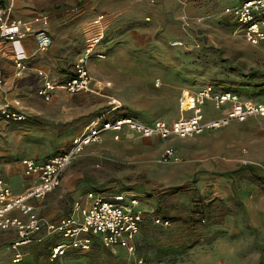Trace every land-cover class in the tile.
<instances>
[{"label": "rangeland", "instance_id": "374dc122", "mask_svg": "<svg viewBox=\"0 0 264 264\" xmlns=\"http://www.w3.org/2000/svg\"><path fill=\"white\" fill-rule=\"evenodd\" d=\"M55 9L63 11L68 18L73 17L67 8L61 6ZM44 17L36 19L38 25L43 23L42 26H46ZM234 22L231 18L200 23L194 21L193 24L184 25V28L181 26L185 38L183 43L172 46L178 42L176 35L155 36L162 39L161 44H155L154 48L149 46L145 52L128 53L119 49L111 53L107 44L109 51L106 57L96 58L100 64L93 69L88 67L91 58L88 59L87 69L92 81L104 80L111 84L108 90H104L109 104L118 106L120 114L143 122L161 118L172 123L181 118H191L195 109H186L188 94L193 96L208 86L218 92L234 93L244 101L264 104V42L256 46L245 42L233 33ZM84 40L82 38L76 46L84 48ZM79 54V50L74 55L65 51L61 59L65 74L70 72ZM171 70V74L162 73ZM208 103L210 109L206 108ZM230 107L231 103L228 102L217 109L212 101H205L200 106L204 129L185 138L142 137L132 131L134 135L126 134L124 129L128 128L115 137V134L107 131L105 133L113 139H107L104 133L99 142L85 148L65 173L72 175V181L84 195L88 192H138L147 208L152 213L158 212L164 205L159 204V197L166 195L167 188L154 181L165 173L170 160L165 161L163 155L166 150L175 151L172 140L178 138L183 140V158L189 154L191 156L192 149L188 148L194 144L205 147L200 151L203 155L218 152L217 156L223 155L228 159L240 154L244 164L256 171L257 180L264 179L263 116L253 115L244 121L231 119L217 126L207 125L224 118L226 109ZM36 125L40 127V121H36ZM212 131L223 134L224 149L222 144L217 145L218 142L222 143L219 141L221 135L214 141L204 139L203 135ZM45 137L35 145L38 147H34L41 158L60 151L56 150L58 139L54 137V132H46ZM123 138L157 141L154 145L146 146L144 158L136 154L140 147L130 140L128 146L131 155L126 160L108 150L112 141ZM126 139L124 142L127 144L129 139ZM158 148L159 152L155 153ZM141 164L147 166L146 171L138 169ZM242 170L243 167L237 169L232 178H225V185L220 179V192L215 190L213 183H207L208 187L203 188L202 194L201 188H194L192 195L183 197L176 209L180 218L173 220L169 227L159 226L150 218H145L133 243L134 254L126 250L114 253L104 247L98 235L85 233L84 236L90 239L88 249H68L64 255L51 259L52 248L56 244L68 243L61 234L53 233L42 234V241L30 243L37 244L30 251L22 250L23 260L18 264H130L134 255L142 258L143 264H258L260 259L264 264V211L257 207L243 209L239 204L237 192L246 180ZM215 192H219L220 196L214 195ZM69 200L70 197H67L63 206L65 214L70 211ZM167 204L171 206L172 203ZM257 205L264 209V198L259 199ZM245 212L254 213L255 216L239 218Z\"/></svg>", "mask_w": 264, "mask_h": 264}, {"label": "crops", "instance_id": "0c3cea01", "mask_svg": "<svg viewBox=\"0 0 264 264\" xmlns=\"http://www.w3.org/2000/svg\"><path fill=\"white\" fill-rule=\"evenodd\" d=\"M79 1L81 0H0V7L3 10L2 15L5 20L34 21L33 29L37 31L46 28V34L52 42L47 51L40 52L37 51L32 36L22 39L24 59L22 60L21 74L18 76V70L14 62L16 55L12 44L7 42L2 46L1 67L4 83L0 88V98L9 101L14 107L27 115V118L21 122L0 121L2 174L10 190L15 195L23 193L32 181L31 178L23 174L22 159L29 158L41 161L51 155L62 153L69 148L72 139L80 134L91 121L95 119L109 121L122 115L117 110L118 106H112L107 102L104 90L111 87L108 81L98 80L96 82L93 80L92 90L76 94L67 93L61 86H58L70 75V72L65 74V70L62 71L64 66L61 59L64 58L65 51H68L70 55H74L76 50H79V55H81L91 38H99L96 49L103 51L105 57L109 48L111 53L119 49L128 53H139L141 50L145 52L149 46L154 48L155 44H161L162 39L155 36L162 38V36L176 35V40L183 43L182 40L185 38H183L181 26L184 28V25L193 24L194 21L200 23L204 20L222 21L231 18L234 21L227 10L241 3L238 0H84L82 3ZM61 6L63 9L67 8L68 12H72L73 17L68 18L63 14V11L55 9H60ZM41 16H45L46 26H42L43 23L42 25L37 24L36 19ZM82 38L85 39L86 43L84 48L76 46V43H81ZM107 44H109V48L106 47ZM98 64L100 62L96 58H91L88 61L90 69ZM40 73H43L52 84H55L51 99L48 101L38 95V90L43 86V78ZM162 73L171 74L173 72L171 70ZM206 108L210 109L209 103ZM36 121H40V127H37ZM49 131L54 132V137L58 139L56 150L60 151L50 154L46 158H41L34 147H38L35 145L39 144L40 139H45V133ZM124 132L133 134L128 129H124ZM105 134L107 139L112 137H110V134ZM111 134L114 135L113 132ZM218 135L222 136L223 134L219 131H212L205 133L203 137L214 141L219 138ZM221 136L222 139L219 141H222V143L218 142L217 145L222 144L224 149L225 142H223V136ZM125 139L112 141L108 150L127 160V157L131 155L128 142L132 138L126 139L127 144L124 142ZM141 139L131 141L140 147L139 152L136 154L145 158L146 146L148 144L154 145L157 140ZM172 141L175 145L174 152H176L177 157L179 156L178 160L169 162L165 173L160 174L159 178L154 181L164 184L167 188L166 195L161 194L162 196L158 200L159 204L164 203L163 207L159 209L162 214L159 211H154L152 214L145 215L144 219L150 218V220H153V217H159L170 220L172 223L173 220L180 218V214L176 209L179 208L178 206L183 201L184 196L187 198V196L192 195L194 188L197 190L201 188L202 194L203 188L208 187L207 183H213L215 190L220 192V179H223L225 185V178L227 179L229 176L232 178L234 176L232 174L241 167H243L242 172L245 173L246 180L237 192L239 204L242 205L243 209L246 207H255L256 209L257 207V209L264 211L262 207L257 205L258 200L264 198V179L257 180L256 171L244 164L243 157L240 154L226 158L228 160V164H226L223 155L217 156L218 152L215 155H203L200 151L205 147L199 146V148L194 146L193 143L194 147L188 148L192 149L191 156L189 154L188 157L183 158L182 155L185 151H183V140L176 138ZM208 142L212 144L211 141ZM159 150L160 148L155 153H158ZM146 168L145 164L138 167L143 172L146 171ZM65 171L61 176L60 185L54 191L44 199L30 200L29 202L38 216L51 222H57L68 216L76 201H79L83 207L88 206L91 201L88 198L90 193L96 197L106 199L118 194L143 199L140 193L133 191H122L116 194L88 192L84 195L77 188V184L72 181V175L69 172L65 173ZM219 192H215L214 195L220 196ZM170 194L171 196H168ZM67 197H70L68 202L70 211L65 214L63 213V206ZM144 202L141 200L142 207L147 211H152L147 208L148 205ZM186 202L190 204V201L187 200ZM167 203L172 204L168 206ZM253 214H246L245 212L239 215V218H252L255 216ZM11 215L20 216V213L13 211ZM15 239L16 231L14 228L8 230L0 228V264L13 263L14 252L11 245ZM35 245L37 246L34 243L21 247L22 256V250L24 252L30 251ZM138 258L134 255L130 264H133Z\"/></svg>", "mask_w": 264, "mask_h": 264}, {"label": "built area", "instance_id": "2783aa9c", "mask_svg": "<svg viewBox=\"0 0 264 264\" xmlns=\"http://www.w3.org/2000/svg\"><path fill=\"white\" fill-rule=\"evenodd\" d=\"M234 18L233 33L241 37L251 45H259L264 42V0H244L238 5L227 10ZM3 10L0 7V88L3 86L4 78L1 67L2 46L4 43H11L16 55L14 60L17 68V76L21 74L24 50L21 44L22 39L32 36L36 43L37 51H47L51 46V39L43 29L34 30V21L21 19L5 20ZM44 21V20H42ZM99 38H91L84 52L77 57L73 63L70 75L67 76L58 86L66 92L76 94L92 90V80L87 69V61L90 58L104 59L105 53L98 51L96 45ZM174 45L180 42H174ZM43 86L38 90V95L44 100L51 99L52 90L55 84L42 73ZM194 101V115L188 119H178L172 123L158 118L151 123H145L131 117H122L114 121H91L84 130L76 135L69 148L54 154L45 160L36 161L29 158L21 160L23 174L31 178V185L21 194L15 195L10 190L3 178L2 166L0 163V228L8 230L14 228L16 239L11 248L14 252L13 263L22 260L20 248L33 242H39L43 235L59 233L68 240V243H59L52 248L51 259L62 256L68 249H88L90 239L85 233L98 235L105 248L116 253L119 250H126L134 254V241L139 234L140 224L145 215L151 214L142 207L139 198L126 197L118 194L111 198L96 197L88 194L90 204L83 207L79 201L74 202L71 213L59 220L51 222L46 218L37 215L30 200L44 199L54 191L61 181V176L69 165L91 144L99 142L102 135L111 131L115 137L124 129L128 128L133 133L142 137L158 136L161 139L172 136L185 138L198 134L204 129L200 106L210 100L215 108H221L226 103L231 107L226 109L224 118L215 120L207 125L217 126L220 123H227L231 119L244 121L249 116L259 115L264 117V104L241 100L231 92H218L208 86L201 92L192 96ZM27 115L14 107L9 101L0 98V121L21 122ZM216 123V124H215ZM163 159L177 161L173 149L165 151ZM18 211L20 216H12L11 212ZM22 216V217H21ZM24 217V218H23ZM155 224L162 227H169L171 221L159 217H153ZM41 235V236H39ZM133 264H143V259L138 258Z\"/></svg>", "mask_w": 264, "mask_h": 264}, {"label": "bare ground", "instance_id": "6f19581e", "mask_svg": "<svg viewBox=\"0 0 264 264\" xmlns=\"http://www.w3.org/2000/svg\"><path fill=\"white\" fill-rule=\"evenodd\" d=\"M187 100H188V103H187L186 109H192V108H194L195 104H194L192 95H189L188 94Z\"/></svg>", "mask_w": 264, "mask_h": 264}, {"label": "trees", "instance_id": "16d2710c", "mask_svg": "<svg viewBox=\"0 0 264 264\" xmlns=\"http://www.w3.org/2000/svg\"><path fill=\"white\" fill-rule=\"evenodd\" d=\"M217 91V90H216ZM122 117H131L132 118V116H128V115H120L119 117H117V118H114V119H112V120H109V121H114L115 119H118V118H122ZM135 119V118H134ZM154 121V120H153ZM153 121H151V122H153ZM143 122V121H142ZM151 122H145V123H151ZM263 263V259H260V261H259V263L258 264H262Z\"/></svg>", "mask_w": 264, "mask_h": 264}]
</instances>
